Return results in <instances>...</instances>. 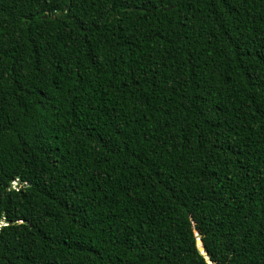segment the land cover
<instances>
[{
	"label": "trees",
	"instance_id": "1",
	"mask_svg": "<svg viewBox=\"0 0 264 264\" xmlns=\"http://www.w3.org/2000/svg\"><path fill=\"white\" fill-rule=\"evenodd\" d=\"M264 264V0H0V264Z\"/></svg>",
	"mask_w": 264,
	"mask_h": 264
},
{
	"label": "water",
	"instance_id": "2",
	"mask_svg": "<svg viewBox=\"0 0 264 264\" xmlns=\"http://www.w3.org/2000/svg\"><path fill=\"white\" fill-rule=\"evenodd\" d=\"M195 237H196V240H195V243H196V246H197V250L200 254L203 255V258H204V261L206 262V264H212L208 258L206 257L205 253L203 252V248L201 246V242L200 240L198 239V235L195 233Z\"/></svg>",
	"mask_w": 264,
	"mask_h": 264
}]
</instances>
